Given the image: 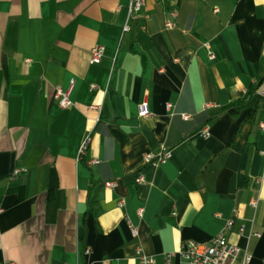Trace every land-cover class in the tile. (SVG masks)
Masks as SVG:
<instances>
[{
  "label": "crops",
  "instance_id": "obj_1",
  "mask_svg": "<svg viewBox=\"0 0 264 264\" xmlns=\"http://www.w3.org/2000/svg\"><path fill=\"white\" fill-rule=\"evenodd\" d=\"M129 4L0 0V263L187 264L234 218L264 264V0H146L125 31Z\"/></svg>",
  "mask_w": 264,
  "mask_h": 264
},
{
  "label": "built area",
  "instance_id": "obj_2",
  "mask_svg": "<svg viewBox=\"0 0 264 264\" xmlns=\"http://www.w3.org/2000/svg\"><path fill=\"white\" fill-rule=\"evenodd\" d=\"M146 5V0H130L129 9H128V19L124 26L125 31H129L131 27V22L139 18L142 15V11ZM177 13H172V19L166 22V28L171 29L175 26V21L173 20L176 17ZM105 53V47L101 44L95 45L91 49V64H98L102 61V58ZM210 59L215 58V54L209 52ZM56 96L59 99V104L62 108L70 107L73 102L70 99V89L63 90L60 87L57 88ZM264 96V94H263ZM171 104L168 105L170 107ZM139 112L141 116H150L152 112L149 109L148 102L143 101L139 106ZM184 118L188 119L189 115H183ZM264 128V124L261 125ZM203 133L206 136H209L208 126L203 129ZM90 135H88L82 142L79 149V157H82L86 154L89 142ZM171 156V151L168 148H162L160 151L153 153L149 152L145 155V162L151 164H161L166 162ZM100 161L97 159H92L88 163L89 165H97ZM20 170H16V173ZM138 184L145 183V178L143 175H139L136 179ZM106 186L109 188H114L116 186L115 181H107ZM252 206H257V201L253 200ZM125 205V199L122 198L119 200V206L123 207ZM144 208L139 209V214L142 215ZM234 218L230 219L224 229L216 235L208 243H200L193 240L186 241L182 243L177 253L187 264H238V255L241 252V248L229 241L228 232L232 229L234 225ZM131 230L133 236L138 234L137 228L131 225ZM241 231H244V227L241 228ZM256 236H260L259 233H255ZM90 249H87L89 252ZM138 255H140L142 264H153L154 259L147 255H144L140 248L137 250ZM174 253H169L165 257L164 264H171V259ZM251 260V255L247 254L242 262V264H249ZM0 264H13V263H0Z\"/></svg>",
  "mask_w": 264,
  "mask_h": 264
},
{
  "label": "trees",
  "instance_id": "obj_3",
  "mask_svg": "<svg viewBox=\"0 0 264 264\" xmlns=\"http://www.w3.org/2000/svg\"><path fill=\"white\" fill-rule=\"evenodd\" d=\"M261 78H262V77H260V79H258V83L261 81ZM250 94H251V92H248V93H247V95H250ZM243 101H244V100H243ZM243 101H240V103H243ZM244 103H245V101H244ZM236 104H239V102L236 103Z\"/></svg>",
  "mask_w": 264,
  "mask_h": 264
}]
</instances>
